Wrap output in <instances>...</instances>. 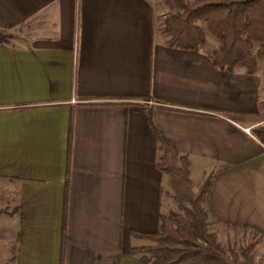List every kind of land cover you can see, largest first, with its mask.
<instances>
[{"label":"crops","instance_id":"obj_1","mask_svg":"<svg viewBox=\"0 0 264 264\" xmlns=\"http://www.w3.org/2000/svg\"><path fill=\"white\" fill-rule=\"evenodd\" d=\"M0 31L1 264H139L124 256L145 244L131 233L174 209L146 113L194 188L210 177L217 242L243 230L264 249L251 131L264 128V60L247 74L213 66L214 46L168 47L147 0H0Z\"/></svg>","mask_w":264,"mask_h":264},{"label":"trees","instance_id":"obj_2","mask_svg":"<svg viewBox=\"0 0 264 264\" xmlns=\"http://www.w3.org/2000/svg\"><path fill=\"white\" fill-rule=\"evenodd\" d=\"M163 4L161 34L168 47L197 51L205 46L207 38L198 26L202 22L215 43L211 63L216 68L230 71L240 66L252 74L257 62L264 60V0H163ZM9 38L0 31L1 44ZM145 118L161 153L156 167L167 177L175 210L160 216L155 233L132 232L147 245L131 248L124 256H136L139 264H255L249 253L252 245L238 252L225 250L208 231L204 204L210 177L194 188L187 158L152 127L147 113ZM252 134L264 146V128Z\"/></svg>","mask_w":264,"mask_h":264},{"label":"rangeland","instance_id":"obj_3","mask_svg":"<svg viewBox=\"0 0 264 264\" xmlns=\"http://www.w3.org/2000/svg\"><path fill=\"white\" fill-rule=\"evenodd\" d=\"M147 2L150 4L152 12H153L155 36H160L164 39L165 37L161 34V22L163 18L162 14L166 13L163 0H147ZM198 26H200L203 29L204 36L205 38H207V41L204 47L209 49L215 46L214 40L210 37L209 32L207 28L205 27L204 23L198 22ZM259 109L261 112L264 111V107H260ZM256 128H259V126L252 128L251 131ZM174 210H175V204H174L173 211ZM3 218H5V216L0 218V220H4ZM215 232L220 237L219 244L223 249L225 250L232 249L238 252L240 249L246 248L248 245H252V249L250 250L249 253H250V256L253 262L255 264H264V249L259 246L258 244L259 239L254 233L243 231V230L242 231H239V230L238 231H234V230H227V231L222 230L221 231L220 230V233L216 230ZM1 233H2V237H0V240L7 239L8 233L6 232L5 228H3ZM145 245H147V241H145V244L143 246ZM9 247H12V246L8 245V247L6 246L4 247V249L8 248V250H10ZM0 249H1V244H0ZM5 264H9V263H5Z\"/></svg>","mask_w":264,"mask_h":264}]
</instances>
